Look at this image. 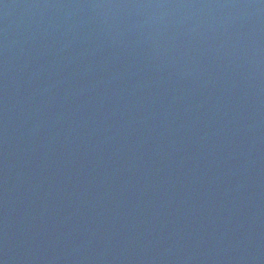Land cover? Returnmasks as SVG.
Listing matches in <instances>:
<instances>
[{"label":"water","instance_id":"1","mask_svg":"<svg viewBox=\"0 0 264 264\" xmlns=\"http://www.w3.org/2000/svg\"><path fill=\"white\" fill-rule=\"evenodd\" d=\"M0 264H264V0H0Z\"/></svg>","mask_w":264,"mask_h":264}]
</instances>
